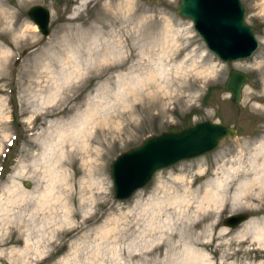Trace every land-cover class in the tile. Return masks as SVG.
<instances>
[{
    "label": "rangeland",
    "instance_id": "1",
    "mask_svg": "<svg viewBox=\"0 0 264 264\" xmlns=\"http://www.w3.org/2000/svg\"><path fill=\"white\" fill-rule=\"evenodd\" d=\"M241 2L258 48L227 64L177 14L180 0H0V264H194L185 245L213 264H264V243L238 234L264 220V184L240 188L255 173L264 182L255 157L264 142V0ZM33 4L49 11L45 37L29 18ZM230 69L248 76L238 103L224 89ZM204 120L237 134L114 199L119 154ZM224 172L222 200L199 209L204 183ZM242 212L245 223L223 226ZM209 224L219 237L205 246Z\"/></svg>",
    "mask_w": 264,
    "mask_h": 264
},
{
    "label": "water",
    "instance_id": "2",
    "mask_svg": "<svg viewBox=\"0 0 264 264\" xmlns=\"http://www.w3.org/2000/svg\"><path fill=\"white\" fill-rule=\"evenodd\" d=\"M27 12L38 31L47 36L49 11L40 4H33ZM177 14L191 20L207 49L223 63L246 59L258 47L254 28L245 21L241 0H180ZM247 81L244 72L229 70L224 89L233 103L240 102ZM236 134V129L228 124L204 120L179 131L146 137L138 146L119 154L110 164L114 198L119 201L129 199L147 186L158 171L210 153L223 139L234 138ZM249 218L247 212L230 214L222 223L236 228ZM2 264L8 263L3 261Z\"/></svg>",
    "mask_w": 264,
    "mask_h": 264
},
{
    "label": "bare ground",
    "instance_id": "3",
    "mask_svg": "<svg viewBox=\"0 0 264 264\" xmlns=\"http://www.w3.org/2000/svg\"><path fill=\"white\" fill-rule=\"evenodd\" d=\"M81 5H83V3H81L80 6ZM80 6L75 7V10L73 12L74 14H73L72 18H74V19L78 18ZM75 14H76V16H75ZM35 26L36 25L34 24V27ZM236 63H238V62H236ZM262 96L264 98V94ZM248 97H250L249 94H248ZM261 109L264 110V108H261ZM1 110H2V105H0V113H1ZM258 155H261V157H262L263 165L260 166V171L262 172V174H264V142H261V143H259V145L256 146V156L255 157H257ZM222 167H223L222 165L218 166L217 168H215V170L211 171V174L218 175L220 172L222 173L223 172V171H221ZM223 174H224V176H221V177L215 176L214 178L210 179V181H207L204 183L205 188L203 191V196L200 199H198V205H200L199 209L202 208L201 205L203 204V201L209 204V203H216L219 200L220 201L222 200L223 194H225V192L228 190L226 185L228 183V176H229L227 174V172H224ZM247 184H250L251 186L252 185L263 186L264 182L261 181L260 178H258L256 176V173H255L254 176L250 177L246 183H243L241 185L242 186V187H240L241 190ZM245 222H243V223H245ZM243 223H241V224H243ZM214 224H209L205 227L206 230L208 228H210V233H209L210 239H208L207 241H202L200 239V243H202L203 245L206 244L205 246H210L212 241L219 237V236H215L212 232L213 228H214ZM197 225H199L198 222L194 223L193 226H197ZM223 226H225V225H223ZM239 226H237L236 228H238ZM225 227H227V226H225ZM227 228H229V227H227ZM230 229H235V228H230ZM225 233H226V231H225ZM249 233H250L249 237L252 238V240L257 241L258 243H264V220L262 222L250 221L248 224L245 225V227L242 228V230H240L238 232V234H240L239 236L241 237V239L247 238L243 235L249 234ZM195 235H196L195 240L198 243L199 242V235H198V233H195ZM208 237H209V235H208ZM201 238L205 239V236H202ZM185 250H186V256L188 257V259H191L194 264H213V262L211 261V259L209 257L210 255L206 251L196 250L195 248H193L190 245H185Z\"/></svg>",
    "mask_w": 264,
    "mask_h": 264
}]
</instances>
